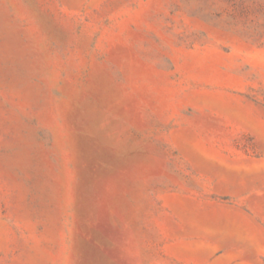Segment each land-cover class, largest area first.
I'll return each instance as SVG.
<instances>
[{
    "label": "rangeland",
    "instance_id": "rangeland-1",
    "mask_svg": "<svg viewBox=\"0 0 264 264\" xmlns=\"http://www.w3.org/2000/svg\"><path fill=\"white\" fill-rule=\"evenodd\" d=\"M0 264H264V0H0Z\"/></svg>",
    "mask_w": 264,
    "mask_h": 264
}]
</instances>
